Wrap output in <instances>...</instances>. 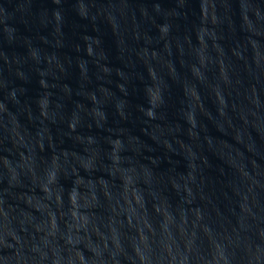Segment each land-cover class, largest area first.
Instances as JSON below:
<instances>
[{
    "label": "water",
    "instance_id": "1",
    "mask_svg": "<svg viewBox=\"0 0 264 264\" xmlns=\"http://www.w3.org/2000/svg\"><path fill=\"white\" fill-rule=\"evenodd\" d=\"M0 264H264V0H0Z\"/></svg>",
    "mask_w": 264,
    "mask_h": 264
}]
</instances>
